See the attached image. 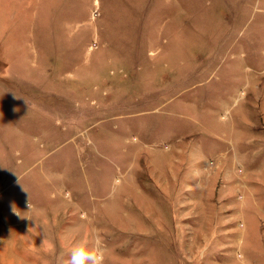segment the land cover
Instances as JSON below:
<instances>
[{
    "label": "rangeland",
    "instance_id": "obj_1",
    "mask_svg": "<svg viewBox=\"0 0 264 264\" xmlns=\"http://www.w3.org/2000/svg\"><path fill=\"white\" fill-rule=\"evenodd\" d=\"M79 245L264 264V0H0V264Z\"/></svg>",
    "mask_w": 264,
    "mask_h": 264
},
{
    "label": "clouds",
    "instance_id": "obj_2",
    "mask_svg": "<svg viewBox=\"0 0 264 264\" xmlns=\"http://www.w3.org/2000/svg\"><path fill=\"white\" fill-rule=\"evenodd\" d=\"M28 208H30L29 203ZM12 211L21 219L28 218L27 216H22L21 212L14 205L12 206ZM103 262L104 255L102 248L98 246L89 248L86 245H79L72 249L68 264H103Z\"/></svg>",
    "mask_w": 264,
    "mask_h": 264
},
{
    "label": "bare ground",
    "instance_id": "obj_3",
    "mask_svg": "<svg viewBox=\"0 0 264 264\" xmlns=\"http://www.w3.org/2000/svg\"><path fill=\"white\" fill-rule=\"evenodd\" d=\"M227 237V236H226Z\"/></svg>",
    "mask_w": 264,
    "mask_h": 264
}]
</instances>
